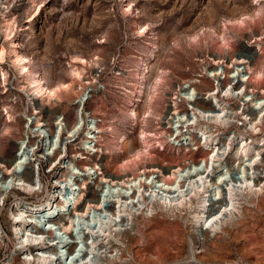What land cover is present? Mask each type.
Here are the masks:
<instances>
[{"label":"rangeland","instance_id":"obj_1","mask_svg":"<svg viewBox=\"0 0 264 264\" xmlns=\"http://www.w3.org/2000/svg\"><path fill=\"white\" fill-rule=\"evenodd\" d=\"M3 13L11 22L7 36ZM0 47L4 50L0 160L10 166L15 155H25L13 177L5 175L0 164V264H9L19 253L12 219L18 205L27 209L45 203L65 188L70 196L69 178L78 190L85 183L87 199L91 195L108 199V186L97 187L95 163L108 173L125 172L131 177L151 166L173 168L198 160L204 164L209 149L189 132L187 116L191 120L195 116V125H208L214 135L224 136L234 129L245 132L240 120L224 129L198 116L199 108H211L207 93L215 83L208 74L214 69L224 72L219 89L232 86L239 91L241 83L230 75L234 61L244 58L255 75L247 73L242 87L251 97H264V0H0ZM15 52L25 60V71L13 63ZM74 68L80 79L73 74ZM34 79L48 87L69 84L70 91L56 98H39L32 93ZM182 84L193 90L199 105L176 94V85ZM217 96L238 112L241 104L251 105L250 100ZM173 101L179 108L170 129L163 118ZM132 110L137 112L136 119L131 117ZM246 114L255 117L250 106ZM37 118L44 127L36 126ZM263 124L256 136L248 131L246 137H264ZM87 127L93 128L91 138L86 137ZM144 134L146 148L138 139ZM236 148L225 159L228 172L240 176L233 164ZM263 167L259 165L255 183L264 176ZM20 179L22 188L14 187L12 182ZM222 199L208 206L204 215L223 205ZM235 199L236 208L220 216L216 233H200L202 220L196 217L195 204L180 213L159 206L153 212L138 210L132 221L133 238L111 237L113 247L103 253L114 257L117 247L124 250V259L112 258L106 264H264V190L237 192ZM52 201L53 209L60 204ZM94 219L81 222L80 228L101 223L98 216ZM205 235L210 240L207 244Z\"/></svg>","mask_w":264,"mask_h":264},{"label":"bare ground","instance_id":"obj_2","mask_svg":"<svg viewBox=\"0 0 264 264\" xmlns=\"http://www.w3.org/2000/svg\"><path fill=\"white\" fill-rule=\"evenodd\" d=\"M2 19L3 32L7 36L11 22L7 18L6 13H3ZM3 55L4 50L0 47V60ZM13 57V63L21 70H24L25 60L16 52ZM234 62L235 68L232 70L234 74L230 75V77L238 78V82L241 83L240 87L238 86V90H240L235 91L236 89H233L232 86H229L226 90L219 89V79L224 72L214 69L208 74V77L215 83L214 88L207 93V97L211 98V108H199L197 113L207 124H219L224 129H231L230 127L235 125L237 120H240L242 121L240 125L247 129L245 132L249 131L251 136L253 134L256 136L261 131L259 125L264 123V97H251L245 92L246 87H242L249 78L246 76L247 73L255 75V69L247 64L244 58ZM73 74L77 78H81L80 72L75 68ZM1 76L4 82V72L1 73ZM40 79L31 81L34 88L32 93L36 97L56 98L62 92L67 93L70 91L69 84L60 83L54 87H48ZM175 89L176 94L180 95L185 101L195 102L196 106L199 105V101L196 98L194 99L193 90L186 88L183 84L176 85ZM217 94L241 98L243 101L250 100L251 105L241 104L243 107L238 112L234 106L226 105L227 102H220ZM141 95H143L142 91ZM173 100H176V97ZM249 106L255 113L254 118L246 114ZM178 108V103L174 101L172 106L171 102L167 105L163 119L164 125L170 129L172 127L171 119ZM237 115H239V119H236ZM131 117L133 119L137 118L136 110L131 111ZM187 118L185 126H191L192 128L189 132L199 136V141L203 140L205 146L209 149L204 164L198 160L197 162L191 161V163L185 165L177 164L173 168L151 166V168H144L136 177H131L125 172L121 174L108 173L103 171L99 164L95 163V172L98 177L97 187L102 188L104 184L108 186V199H101L99 196L95 197L91 194L87 199L85 183L82 182L78 190L72 184V178H69L67 181L68 183L70 182V196L67 195L68 189L65 188L64 192H59L57 196L50 195L45 203L34 205L27 209L23 205H18V214L14 215L12 219L15 221L13 231L18 241L19 253L15 254L16 256L14 255L9 264H14L19 260H22V264H106L112 258H114L115 262L116 260L121 261L125 256L124 250L117 247V253L114 254L115 256L113 255L114 257H112L113 253L110 255H106L107 253L103 254L107 249L113 247L111 246L112 240L110 241V238L126 236L132 239L133 236L130 234L133 230L132 221L138 210L146 208L147 211L153 212L156 211L155 207L157 206L168 211H178L180 213L186 210L187 206L191 207L195 204L199 210L196 217L202 220L200 233L202 231L216 233L217 229L221 228L219 227L221 225L220 216L224 215V213L231 214V211L236 208L235 196H237V192L249 191L258 194L264 190V176L261 178L263 181L261 185H259L261 180L255 183L259 179V177L256 179V171L259 165H264V137L249 138L246 137L247 134L245 132L239 133L236 131L237 129L224 136L221 134L214 135L208 125H195V116L192 120L189 116ZM35 122L39 128L45 126L39 118ZM81 125L82 122L74 125L72 127L73 131H77ZM60 129L61 127L57 130V139H54L55 144L58 142ZM90 131L93 132V128L87 127V138H91ZM138 139L141 146L146 148L148 143L146 135L144 134ZM52 141L50 140L51 143ZM234 145L237 148L236 161L234 160L233 164L241 172L240 176H235L228 172L229 165L225 159ZM138 154L139 152L135 153V155ZM24 161L25 155L19 153L15 155L12 165L8 166L9 162L3 158L0 160V164L6 173L5 175L13 177L16 174L15 170L22 168ZM54 168L55 165L52 170ZM154 173H156V176L153 175ZM23 174L24 177H27L26 171ZM18 181V183L12 182V185L21 187V179ZM39 184L41 185V181ZM60 185L59 191H61ZM28 186L25 185L26 188ZM221 198H223L222 200L225 203L219 205L211 215L205 216L204 213L208 206L213 203H219ZM52 200L60 202L54 209L52 208ZM25 212L27 213L26 215H24ZM101 213L105 215L103 218L100 216ZM147 214L149 215V213ZM154 214L156 213L154 212ZM96 216L101 221L98 226L80 228L81 222L85 224L94 221ZM27 223L30 224L26 225ZM0 230H3L1 222ZM98 234L101 235L99 236ZM102 236L103 240L106 241L105 243L103 240H101L103 243H99V238ZM209 241V238L205 235L204 244ZM21 255L22 258L20 259ZM94 255L97 256L96 260L92 259ZM58 260L59 262H57Z\"/></svg>","mask_w":264,"mask_h":264},{"label":"built area","instance_id":"obj_3","mask_svg":"<svg viewBox=\"0 0 264 264\" xmlns=\"http://www.w3.org/2000/svg\"><path fill=\"white\" fill-rule=\"evenodd\" d=\"M173 103V102H172Z\"/></svg>","mask_w":264,"mask_h":264}]
</instances>
